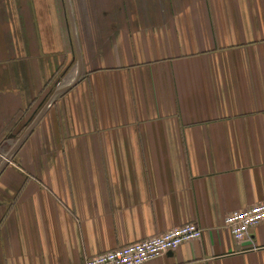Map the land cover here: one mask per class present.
<instances>
[{
    "label": "crops",
    "instance_id": "0c3cea01",
    "mask_svg": "<svg viewBox=\"0 0 264 264\" xmlns=\"http://www.w3.org/2000/svg\"><path fill=\"white\" fill-rule=\"evenodd\" d=\"M262 200L264 0H0V264H264Z\"/></svg>",
    "mask_w": 264,
    "mask_h": 264
},
{
    "label": "built area",
    "instance_id": "2783aa9c",
    "mask_svg": "<svg viewBox=\"0 0 264 264\" xmlns=\"http://www.w3.org/2000/svg\"><path fill=\"white\" fill-rule=\"evenodd\" d=\"M262 222H264V200L228 213L223 223L232 238L239 243L252 228ZM202 232L195 222H189L172 227L160 234L88 257L85 264H147L184 243L200 240Z\"/></svg>",
    "mask_w": 264,
    "mask_h": 264
},
{
    "label": "rangeland",
    "instance_id": "374dc122",
    "mask_svg": "<svg viewBox=\"0 0 264 264\" xmlns=\"http://www.w3.org/2000/svg\"><path fill=\"white\" fill-rule=\"evenodd\" d=\"M60 77L57 78V80H59Z\"/></svg>",
    "mask_w": 264,
    "mask_h": 264
}]
</instances>
